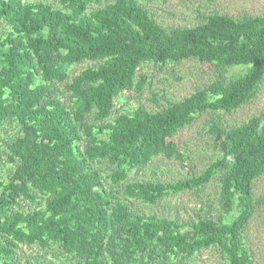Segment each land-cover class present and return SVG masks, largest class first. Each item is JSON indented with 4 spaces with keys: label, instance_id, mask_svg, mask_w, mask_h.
I'll return each instance as SVG.
<instances>
[{
    "label": "trees",
    "instance_id": "1",
    "mask_svg": "<svg viewBox=\"0 0 264 264\" xmlns=\"http://www.w3.org/2000/svg\"><path fill=\"white\" fill-rule=\"evenodd\" d=\"M59 3L0 0V127L19 126L6 141L15 166L0 181V238L8 244L0 253L10 255L23 243L66 256L70 264H185L217 246L226 264H250L242 227L253 210L252 182L264 167V112L231 129L225 150L203 172L175 182L127 181L122 191L127 199L154 204L222 173L225 206L238 209L231 221L133 213L127 199L112 203L100 166L121 182L157 156L181 157L175 135L196 114L244 103L264 78V15L236 20L215 13L202 24L169 31L137 0ZM189 58L246 70L156 112L139 106L105 121L119 94L144 86V77L135 82L142 63ZM84 60L100 63L70 79L69 67ZM58 82L66 84L68 105L48 91ZM90 114L94 122H86ZM23 197L34 207L12 211Z\"/></svg>",
    "mask_w": 264,
    "mask_h": 264
},
{
    "label": "rangeland",
    "instance_id": "2",
    "mask_svg": "<svg viewBox=\"0 0 264 264\" xmlns=\"http://www.w3.org/2000/svg\"><path fill=\"white\" fill-rule=\"evenodd\" d=\"M26 3L44 2L59 7V0H24ZM144 5L151 16L169 31L179 27H192L202 24L215 14H226L236 20H243L256 15H264V0H137ZM100 5H93V8ZM0 28H2L0 26ZM99 61L84 60L69 67L70 79L87 67L97 66ZM246 68L235 66L222 69L203 63L196 58L179 61H154L142 63L135 78L136 84L144 77L141 89L125 90L116 97L115 106L105 121H112L119 114H130L137 107L143 106L151 112L173 105L200 88L208 86L219 77H233ZM65 83H56L48 87L49 93L69 104V92ZM264 112V78L249 98L232 111H206L195 115L194 120L180 128L175 135L181 157H155L150 163L129 170L128 177L121 182L109 177L107 165L100 166L104 188L109 193L112 203L117 198L127 199L123 189L127 181L140 180L175 182L203 172L225 150V135L233 128L247 123L251 118ZM94 114L86 122H94ZM19 126L16 122L0 127V181L7 180L15 164L7 159L6 141L16 136ZM86 139L78 144L83 148ZM222 173L216 174L204 186L179 193H171L154 204L140 199L128 198L133 213L150 214L173 218L179 222L197 221L211 218L231 221L238 215V209H229L221 196ZM253 210L248 221L242 227V237L250 251V264H264V167L252 182ZM35 202L21 198L12 211H26L34 207ZM0 247L6 248V241ZM13 253H0V264H19L27 260L39 264H70L66 256H55L53 252L36 245L18 243L12 247ZM62 254V253H61ZM225 252L217 246H210L199 251L185 264H226Z\"/></svg>",
    "mask_w": 264,
    "mask_h": 264
}]
</instances>
